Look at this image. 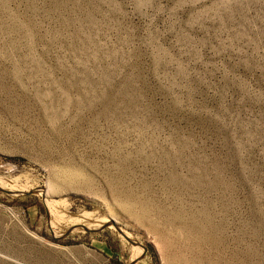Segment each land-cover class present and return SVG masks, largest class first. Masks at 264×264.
<instances>
[{"label": "rangeland", "instance_id": "rangeland-1", "mask_svg": "<svg viewBox=\"0 0 264 264\" xmlns=\"http://www.w3.org/2000/svg\"><path fill=\"white\" fill-rule=\"evenodd\" d=\"M0 264H264V0H0Z\"/></svg>", "mask_w": 264, "mask_h": 264}]
</instances>
